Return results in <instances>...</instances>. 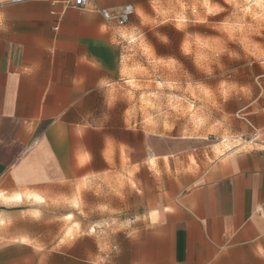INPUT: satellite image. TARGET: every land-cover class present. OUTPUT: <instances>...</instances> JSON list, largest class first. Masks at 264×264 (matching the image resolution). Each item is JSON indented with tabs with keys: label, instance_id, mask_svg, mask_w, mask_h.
Returning a JSON list of instances; mask_svg holds the SVG:
<instances>
[{
	"label": "crops",
	"instance_id": "0c3cea01",
	"mask_svg": "<svg viewBox=\"0 0 264 264\" xmlns=\"http://www.w3.org/2000/svg\"><path fill=\"white\" fill-rule=\"evenodd\" d=\"M142 3L0 0V264H264V105L195 166L143 167L134 23L100 11ZM68 205L75 233L46 238Z\"/></svg>",
	"mask_w": 264,
	"mask_h": 264
},
{
	"label": "rangeland",
	"instance_id": "374dc122",
	"mask_svg": "<svg viewBox=\"0 0 264 264\" xmlns=\"http://www.w3.org/2000/svg\"><path fill=\"white\" fill-rule=\"evenodd\" d=\"M130 16L125 88L133 128L143 125V167L157 168L154 154L169 148L177 168L218 154L264 105V0H143ZM73 209L54 207L61 219L41 233L74 234L76 221L62 216Z\"/></svg>",
	"mask_w": 264,
	"mask_h": 264
},
{
	"label": "built area",
	"instance_id": "2783aa9c",
	"mask_svg": "<svg viewBox=\"0 0 264 264\" xmlns=\"http://www.w3.org/2000/svg\"><path fill=\"white\" fill-rule=\"evenodd\" d=\"M13 2H22L26 0H12ZM89 0H63L65 8L80 9L84 8ZM133 6L125 5L120 12L114 14L106 9H101V13L105 18H115L119 24H123L127 21L129 15L133 13Z\"/></svg>",
	"mask_w": 264,
	"mask_h": 264
}]
</instances>
